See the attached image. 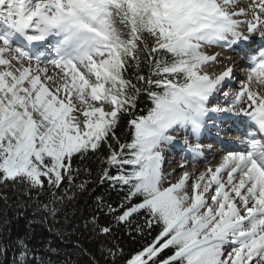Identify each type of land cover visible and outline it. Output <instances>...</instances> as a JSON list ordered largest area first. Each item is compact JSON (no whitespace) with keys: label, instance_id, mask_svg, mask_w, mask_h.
I'll use <instances>...</instances> for the list:
<instances>
[{"label":"snow or ice","instance_id":"obj_1","mask_svg":"<svg viewBox=\"0 0 264 264\" xmlns=\"http://www.w3.org/2000/svg\"><path fill=\"white\" fill-rule=\"evenodd\" d=\"M212 46L248 53L239 90H224L232 67L209 70L220 62V53L205 51ZM260 89L264 0H0V185H19L28 200L47 193L39 210L54 220L87 191L88 181L75 182L73 158L106 147L100 182L127 193L118 208L98 197L97 210L117 226L142 214L146 227L160 229L126 264H264ZM142 94L150 106L137 115ZM123 116L131 117L125 142L117 135ZM213 129L225 146L220 162L184 171ZM229 130L235 140L221 137ZM167 147L184 153L175 182L174 171L162 170ZM87 224L98 235L112 231L95 214ZM165 249L172 254L160 259ZM28 254L19 241L14 264H27Z\"/></svg>","mask_w":264,"mask_h":264},{"label":"trees","instance_id":"obj_2","mask_svg":"<svg viewBox=\"0 0 264 264\" xmlns=\"http://www.w3.org/2000/svg\"><path fill=\"white\" fill-rule=\"evenodd\" d=\"M149 106L150 102L142 94L138 99L136 114H146ZM130 118L123 116L120 120L117 135L121 142L131 139L127 124ZM106 155L105 147L103 153L89 155L83 161L78 157L73 158L72 168L80 169L75 182L88 181L87 191H77L75 201L66 205L54 220L51 217L45 219L39 210V203L50 198L47 193L39 201L35 197L28 200L21 195L19 185H0V264H14L19 241H23L29 250L27 264H126L132 256L153 242L160 229L155 225L151 229L146 227L142 214L134 215L129 225L117 226L111 216L97 210L98 197L104 204L118 208L127 193V188L113 186L110 181L100 182L102 169L107 167L102 163V157ZM84 169H88V172ZM110 173L116 175V169H110ZM64 187H68L67 181ZM93 214L99 217L101 224L112 226L109 234L98 235L91 230L87 221ZM137 226H143L142 231H137ZM108 249L116 252L115 257L108 254ZM171 254V249H165L160 259Z\"/></svg>","mask_w":264,"mask_h":264},{"label":"rangeland","instance_id":"obj_3","mask_svg":"<svg viewBox=\"0 0 264 264\" xmlns=\"http://www.w3.org/2000/svg\"><path fill=\"white\" fill-rule=\"evenodd\" d=\"M248 2H249V0H240L239 1V6H245ZM252 37L253 38H256L257 37L258 38L259 37V33H256ZM253 42L254 43L251 46H255V40ZM236 47L238 48V46H236ZM205 51L209 52L210 54H214V53H220V54H222V53H224V48H219V47H216V46H212V47L206 48ZM241 51L244 52V53H247L243 49H241ZM232 56H234L233 61H237L238 59L244 61V63H242L243 68H240L242 70L237 69L238 72H236V74L233 75V79L231 80V83H229L228 85H226L225 88H224L225 91H233L234 92V91L240 89V87H241V81H243V80L246 79L247 70H248L249 66H247V63H246L248 61V59L245 56H242L241 53L235 52L234 54H232ZM222 60L223 59L220 58V61H222ZM218 69H221L219 63L217 65H215L213 68H210L209 70L210 71H215L217 73ZM234 69H236V68H234ZM253 87L256 88L257 86L256 85H253ZM260 90L262 92H264V89H260ZM220 99L222 100V103H223L224 101H223V97L222 96L220 97ZM171 134L174 135V136H176L177 137V140H179V138L181 136L184 138V135H185V133L180 132V131L173 132ZM234 136L237 137L238 136V133L235 134ZM181 143H183V142H181ZM210 143H213L216 146H219L220 145V144L216 143L214 139H211ZM221 149L223 151H225V146H223ZM166 153L167 152L164 151V154H163L164 155V160H165ZM213 153L214 152H210V154H209L208 153V149L205 148L203 156H201L200 157L201 159L198 160V161H196L195 163H190L188 160H187V163H185V160H183L182 157H181V160H180L179 164H177L176 162H174L175 164H172L171 167H175V166L181 165L182 162H183V163H185V168L183 169L184 171L195 172V173L203 172L207 167H209V166H215L216 164H218L220 162L222 156L224 155V154H222V155H218V156L215 155L214 156V155H212ZM169 166H170L169 163H166V165H164V163H163V165H162V170H163V172L166 175H167V171H168V170H166V168H168ZM196 169H197V171H195ZM181 172H182V170H180L179 172L175 173V175H172L170 177V180L172 182H175V180L178 179L179 176L181 175ZM165 186H167V181L165 183Z\"/></svg>","mask_w":264,"mask_h":264},{"label":"bare ground","instance_id":"obj_4","mask_svg":"<svg viewBox=\"0 0 264 264\" xmlns=\"http://www.w3.org/2000/svg\"><path fill=\"white\" fill-rule=\"evenodd\" d=\"M251 39H253V38H251ZM225 49L226 50H224V53L220 54V58L223 59V60L219 62L221 69H218L217 73H219L220 71H223L225 67H232V69H233V75H234V74H236V72H238L237 70L234 71V68H243L242 65L239 64L240 62L242 63L243 61L242 60H238L236 62H233V59H234V57L232 56L233 52L231 51L230 48H226L225 47ZM229 83H231V81H229ZM220 102L222 103V100H220ZM210 145H212V150L211 151H208L209 154H210V152H214L212 154L214 156L215 155L218 156V155L225 154V151H223L221 149L222 145H220L221 147L220 146L217 147V146H215V145H213L211 143H210ZM168 163L170 165H172V164H174V161L169 160ZM179 166L180 165L175 166V167H172L171 169H169V171H167V174L168 173H171L173 171L175 173L179 172L181 170V168ZM195 171H197V169Z\"/></svg>","mask_w":264,"mask_h":264}]
</instances>
